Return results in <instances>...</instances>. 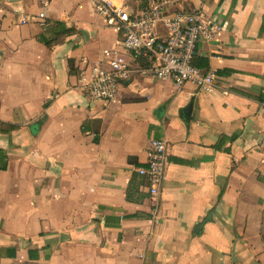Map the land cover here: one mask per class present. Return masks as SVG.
Returning a JSON list of instances; mask_svg holds the SVG:
<instances>
[{"label": "crops", "instance_id": "0c3cea01", "mask_svg": "<svg viewBox=\"0 0 264 264\" xmlns=\"http://www.w3.org/2000/svg\"><path fill=\"white\" fill-rule=\"evenodd\" d=\"M179 6L221 25L192 60L213 85L134 74L104 102L78 83L118 42L90 0H0V264H264V0Z\"/></svg>", "mask_w": 264, "mask_h": 264}, {"label": "built area", "instance_id": "2783aa9c", "mask_svg": "<svg viewBox=\"0 0 264 264\" xmlns=\"http://www.w3.org/2000/svg\"><path fill=\"white\" fill-rule=\"evenodd\" d=\"M90 1L105 24L116 31L118 42L116 48L103 49L100 59L80 69L78 83L86 97L113 101L120 83L134 74L168 79L177 86L192 83L198 89L213 85V73L197 68L192 60L196 44L212 39L221 29L216 18L200 9L179 8L181 0H142L135 10H129L125 0L120 5ZM166 156V141L151 138L144 165L135 169L145 179L151 197L164 180Z\"/></svg>", "mask_w": 264, "mask_h": 264}]
</instances>
